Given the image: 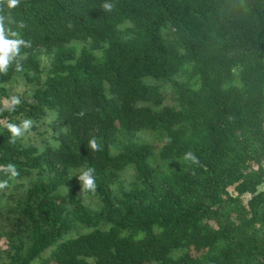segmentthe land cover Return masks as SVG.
Listing matches in <instances>:
<instances>
[{"label": "trees", "instance_id": "1", "mask_svg": "<svg viewBox=\"0 0 264 264\" xmlns=\"http://www.w3.org/2000/svg\"><path fill=\"white\" fill-rule=\"evenodd\" d=\"M0 15L27 44L0 72V217L32 177L30 242L0 264H264V0H5ZM16 78L30 91L2 108ZM39 125L42 150L23 141ZM139 132L157 136L161 164ZM87 168L95 192L81 190ZM73 222L86 232L71 237Z\"/></svg>", "mask_w": 264, "mask_h": 264}, {"label": "rangeland", "instance_id": "2", "mask_svg": "<svg viewBox=\"0 0 264 264\" xmlns=\"http://www.w3.org/2000/svg\"><path fill=\"white\" fill-rule=\"evenodd\" d=\"M70 48L76 50L77 54L81 49H89V46L85 42H76L69 45ZM101 52V51H100ZM96 56H99V52H93ZM103 54V52H101ZM53 61L52 53H41L40 55V66L43 77H45L47 71L50 68V65ZM21 78H16L15 80L18 83H14L12 88H10V92L8 93V97L1 100V107L8 108L13 104V99L16 98L18 100L23 99L26 92L30 91V88L25 86ZM3 125V122L0 121V126ZM47 130V132H45ZM50 134L49 129L44 125L37 126V131H32L25 134V139L23 140L25 144H33L42 150L45 144H51V139L48 138ZM135 141L138 143H146L148 144L154 153V157L152 158V164L159 165L161 162L156 158V155L160 149L161 143L158 140L155 134H150L148 132H139L135 135ZM116 152V149L113 150V153ZM162 169L167 170V166L163 163L161 165ZM77 173V170H70V176H73ZM135 171L133 168L129 167L122 170L119 174L118 184L119 187L123 189H128L131 186V183L134 181ZM32 177H28L22 180L19 187L15 190H11L12 196L7 197V206H5L4 211L2 212V216L0 217V263H7L9 258L15 255L16 251L21 250L22 248H26L30 242V225L28 218L23 214V208L25 204V195L26 190L29 188V181ZM114 190L117 191L118 187L115 186ZM68 192L67 187L61 188V193L65 196ZM79 200L86 205L90 210L96 211L100 208V202L97 197L89 196L82 192L77 193ZM67 199V197L65 196ZM248 196L243 198L244 201L248 200ZM5 200V201H6ZM83 226H81L78 222L72 223V232L71 237H74L80 233H84Z\"/></svg>", "mask_w": 264, "mask_h": 264}, {"label": "clouds", "instance_id": "3", "mask_svg": "<svg viewBox=\"0 0 264 264\" xmlns=\"http://www.w3.org/2000/svg\"><path fill=\"white\" fill-rule=\"evenodd\" d=\"M5 0H0V4H4ZM20 0H6V6L8 9H12L18 6ZM103 9L105 11H111L113 9V5L110 3H105L103 5ZM5 17L0 15V72L6 73L9 62L14 58L20 55V47L21 45L27 46L26 42L19 38H9V37H17V33L11 31L10 28H6L4 23ZM17 69H20V64L17 61ZM13 103L19 104L20 101L16 98L13 99ZM32 127L31 120H24L19 125L9 123L7 124V129L11 133V141L15 142L17 137L22 136L24 133L28 132ZM89 146L93 151L98 150V145L95 140L89 141ZM185 159L191 160L192 162H197V158L191 153L188 152L185 154ZM3 170L10 174V178L16 177L19 173L16 170L15 165L8 164L3 166ZM93 168H87L86 171H83L77 178L82 184V191H91L95 192L96 190V181L93 175ZM7 181L0 182V188L6 187Z\"/></svg>", "mask_w": 264, "mask_h": 264}]
</instances>
